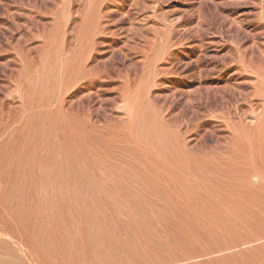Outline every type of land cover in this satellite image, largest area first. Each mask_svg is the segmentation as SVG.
I'll list each match as a JSON object with an SVG mask.
<instances>
[{"label":"rangeland","instance_id":"rangeland-1","mask_svg":"<svg viewBox=\"0 0 264 264\" xmlns=\"http://www.w3.org/2000/svg\"><path fill=\"white\" fill-rule=\"evenodd\" d=\"M263 129L264 0H0V264H264Z\"/></svg>","mask_w":264,"mask_h":264},{"label":"bare ground","instance_id":"bare-ground-1","mask_svg":"<svg viewBox=\"0 0 264 264\" xmlns=\"http://www.w3.org/2000/svg\"><path fill=\"white\" fill-rule=\"evenodd\" d=\"M261 109H262V108H261ZM263 131H264V129H263ZM263 131H262V132H263ZM255 132H256V131H255ZM259 133H260L259 135H261V132H259ZM255 134H257V132H256ZM254 136H255V135H254ZM252 138H254V137H252ZM258 138H259V137H258ZM254 139H255V138H254Z\"/></svg>","mask_w":264,"mask_h":264}]
</instances>
